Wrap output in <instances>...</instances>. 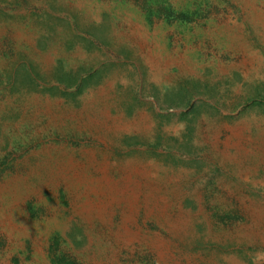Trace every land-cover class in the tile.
Listing matches in <instances>:
<instances>
[{
  "label": "rangeland",
  "instance_id": "374dc122",
  "mask_svg": "<svg viewBox=\"0 0 264 264\" xmlns=\"http://www.w3.org/2000/svg\"><path fill=\"white\" fill-rule=\"evenodd\" d=\"M0 264H264V0H0Z\"/></svg>",
  "mask_w": 264,
  "mask_h": 264
},
{
  "label": "bare ground",
  "instance_id": "6f19581e",
  "mask_svg": "<svg viewBox=\"0 0 264 264\" xmlns=\"http://www.w3.org/2000/svg\"><path fill=\"white\" fill-rule=\"evenodd\" d=\"M238 134V133H237ZM105 172H108V171H105ZM103 177V176H102ZM134 177V176H133ZM133 177H131V178H133ZM69 178V177H68ZM132 184V183H131ZM116 187H114V189H115ZM113 189V190H114ZM115 193V192H114ZM108 194V193H107ZM116 194V193H115ZM108 196H109V194H108ZM110 198V197H109ZM98 199V198H97ZM96 199V200H97ZM122 199V198H121ZM128 199V198H127ZM112 200H113V198H112ZM116 200V199H115ZM120 200V199H119ZM126 200V199H125ZM117 201V200H116ZM132 202V201H131ZM119 203V202H118ZM114 204V203H113ZM131 204V203H130ZM132 206V205H131ZM101 207V206H100ZM106 207V206H105ZM128 208V207H127ZM137 208V207H136ZM131 209V208H130ZM127 210V209H126ZM101 214V213H100ZM131 216V215H130ZM132 221V220H131ZM128 222V221H127ZM159 242V241H158ZM156 247V246H155ZM160 249V248H159Z\"/></svg>",
  "mask_w": 264,
  "mask_h": 264
}]
</instances>
